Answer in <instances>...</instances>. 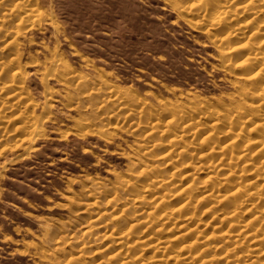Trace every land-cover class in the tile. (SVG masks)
<instances>
[{
  "label": "rangeland",
  "instance_id": "obj_1",
  "mask_svg": "<svg viewBox=\"0 0 264 264\" xmlns=\"http://www.w3.org/2000/svg\"><path fill=\"white\" fill-rule=\"evenodd\" d=\"M0 264H264V0H0Z\"/></svg>",
  "mask_w": 264,
  "mask_h": 264
},
{
  "label": "bare ground",
  "instance_id": "obj_2",
  "mask_svg": "<svg viewBox=\"0 0 264 264\" xmlns=\"http://www.w3.org/2000/svg\"><path fill=\"white\" fill-rule=\"evenodd\" d=\"M246 237V236H245Z\"/></svg>",
  "mask_w": 264,
  "mask_h": 264
}]
</instances>
